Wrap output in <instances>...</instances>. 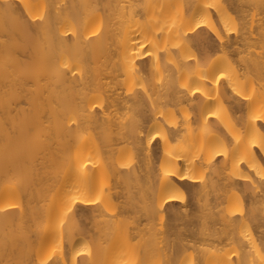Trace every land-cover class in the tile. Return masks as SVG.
Returning a JSON list of instances; mask_svg holds the SVG:
<instances>
[{
    "label": "bare ground",
    "instance_id": "bare-ground-1",
    "mask_svg": "<svg viewBox=\"0 0 264 264\" xmlns=\"http://www.w3.org/2000/svg\"><path fill=\"white\" fill-rule=\"evenodd\" d=\"M0 264H264V0H0Z\"/></svg>",
    "mask_w": 264,
    "mask_h": 264
},
{
    "label": "rangeland",
    "instance_id": "rangeland-1",
    "mask_svg": "<svg viewBox=\"0 0 264 264\" xmlns=\"http://www.w3.org/2000/svg\"><path fill=\"white\" fill-rule=\"evenodd\" d=\"M260 12V11H259ZM259 12H257V13H259ZM255 13V12H254ZM256 15V14H255ZM261 17V16H259L258 14L256 15V19L258 20L259 18ZM254 19H255V17H254ZM232 59H236L235 61L237 62V60H238V57L237 56H232ZM177 206L179 205L178 203L176 204Z\"/></svg>",
    "mask_w": 264,
    "mask_h": 264
}]
</instances>
